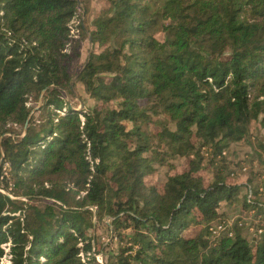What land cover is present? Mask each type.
<instances>
[{"label": "trees", "instance_id": "trees-1", "mask_svg": "<svg viewBox=\"0 0 264 264\" xmlns=\"http://www.w3.org/2000/svg\"><path fill=\"white\" fill-rule=\"evenodd\" d=\"M108 3L90 36L103 52L74 84L80 2L0 0V190L14 197L0 191V264L5 246L11 264H85L106 218L127 246L107 264H264V236L210 233L243 189L242 212L264 213V172L225 174L232 147L264 132V0ZM76 83L97 103L88 113L64 99ZM202 148L217 167L208 185ZM161 156L191 157L162 191L145 181Z\"/></svg>", "mask_w": 264, "mask_h": 264}, {"label": "rangeland", "instance_id": "rangeland-1", "mask_svg": "<svg viewBox=\"0 0 264 264\" xmlns=\"http://www.w3.org/2000/svg\"><path fill=\"white\" fill-rule=\"evenodd\" d=\"M80 2V9L76 16V18L71 23L72 34L76 39L81 41L80 54L81 58L72 65L71 75L73 76V83L77 81V76L83 70L84 66L89 61V58L92 55H98L103 52V49L98 45L91 41V33L95 28L98 17L101 13L109 8L108 0H78ZM82 28L86 31V36H83ZM158 38H162L161 35ZM75 96L67 95L64 97L66 101H68L77 112L88 113L89 109L94 107L97 103L96 101L91 100L85 93L82 85H75ZM29 107H35V103L33 101L30 102ZM66 110H63L65 113ZM35 113V111L33 112ZM83 119V118H82ZM84 121V119H83ZM19 129V128H17ZM23 137V136H22ZM196 144L197 141L194 140ZM264 145V132L261 129L260 124H254L251 128L250 138L242 147L233 146V154L230 155V158L226 160L227 162V181L229 184H241L246 183L250 177L251 173H263L264 172V148L261 147ZM213 151L210 148H202L201 155L206 159L205 160V171L202 173L205 184L208 185L213 178L215 172V166L209 167L208 162H210ZM164 159V160H163ZM164 165L160 166L159 163L155 164L157 171L146 177L145 181L147 185L156 186L160 191L163 190L164 185L167 181V176L169 173V166H173L175 171L177 172H186L189 170V164L191 161V157H167L161 156L159 161H162ZM218 163L219 160H216ZM245 163L248 171L246 173L240 172V163ZM220 163V162H219ZM219 163L217 165H219ZM223 163L221 162L220 165ZM207 167H209L207 169ZM4 176L10 177L7 173L8 170L4 171ZM1 178V180L3 179ZM258 182H254L253 186H256ZM3 187V186H2ZM11 189H14V185L10 182ZM0 190L2 193L9 195L11 199H14L13 195L8 194V192L4 191L3 188ZM85 193H78L76 200H80L83 198ZM245 195L244 189L242 192L236 197V201L232 204L222 203L220 213L224 215L225 220H236L239 215L241 216L242 212V201L243 196ZM16 199V198H15ZM22 202H28V199L25 197L17 198ZM264 202V201H263ZM53 201L51 200H42L38 201V205L40 207H44L46 205H52ZM21 213L16 214V216H20ZM94 222H96V218H94ZM111 224V221L107 218L105 222H100L97 224L95 233L98 239L97 249H93L91 254L85 255L81 254L83 262L85 264H107L108 259L112 256H117L120 254V249L127 247L125 243H121L117 237L113 238L111 231L108 230V226ZM203 226L192 225L190 229L185 232L186 237H195L199 233H201ZM246 235L250 240H252L253 236L249 235L247 232ZM82 246V245H81ZM102 246V251L98 249V247ZM99 251V252H98ZM6 255L2 259V264H11V255H10V247L5 246ZM127 253L125 256L127 257ZM44 262V259H42ZM109 263V262H108Z\"/></svg>", "mask_w": 264, "mask_h": 264}, {"label": "built area", "instance_id": "built-area-1", "mask_svg": "<svg viewBox=\"0 0 264 264\" xmlns=\"http://www.w3.org/2000/svg\"><path fill=\"white\" fill-rule=\"evenodd\" d=\"M223 157L227 156L226 152H223ZM8 164L5 165L4 171L8 170ZM248 168L245 163H240V172L246 173ZM263 191V189H261ZM251 199V192L249 195ZM264 208V203L262 205ZM245 230L249 235L253 237L261 238L264 236V213H260L258 209H249L246 212H241L236 220H225L222 223L214 224L210 227V233L212 237L217 241L224 234L228 233V236L232 238L234 236V228Z\"/></svg>", "mask_w": 264, "mask_h": 264}]
</instances>
